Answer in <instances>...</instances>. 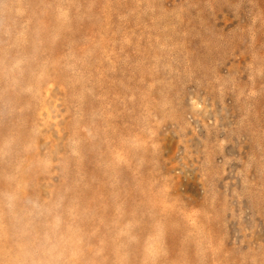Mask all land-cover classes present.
Listing matches in <instances>:
<instances>
[{
  "label": "rangeland",
  "instance_id": "1",
  "mask_svg": "<svg viewBox=\"0 0 264 264\" xmlns=\"http://www.w3.org/2000/svg\"><path fill=\"white\" fill-rule=\"evenodd\" d=\"M0 264H264V0H0Z\"/></svg>",
  "mask_w": 264,
  "mask_h": 264
}]
</instances>
